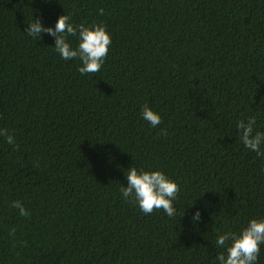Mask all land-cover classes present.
I'll use <instances>...</instances> for the list:
<instances>
[{
    "label": "trees",
    "instance_id": "16d2710c",
    "mask_svg": "<svg viewBox=\"0 0 264 264\" xmlns=\"http://www.w3.org/2000/svg\"><path fill=\"white\" fill-rule=\"evenodd\" d=\"M61 15L106 27L100 72L24 32ZM253 116L264 132V0H0V129L19 146L0 135V264H219V235L264 220V157L237 128ZM131 167L180 186L174 217L124 200Z\"/></svg>",
    "mask_w": 264,
    "mask_h": 264
},
{
    "label": "clouds",
    "instance_id": "9594fccd",
    "mask_svg": "<svg viewBox=\"0 0 264 264\" xmlns=\"http://www.w3.org/2000/svg\"><path fill=\"white\" fill-rule=\"evenodd\" d=\"M103 15V9L100 10ZM68 15H61L55 27H45L39 19L28 23L25 29L29 36L34 39L42 37L46 33L55 38V50L64 60L79 59L82 66L78 68L81 75L100 72L109 53L112 38L105 26L96 24L78 26L70 22ZM78 35V47L73 48L69 37ZM142 117L152 127L156 128L162 124V117L153 109L145 105L142 109ZM256 117H250L247 121L241 120L237 124L240 139L244 146L264 157V132H255L254 125ZM166 135V130L162 131ZM0 135L6 138L7 143L15 145L14 135L9 134L7 129H0ZM128 181L126 187L120 189L124 200L135 203L145 214H151L162 209L169 217L176 215L174 201L177 200L181 189L173 180L169 179L162 171L137 170L131 167L126 174ZM13 208L19 210L22 217H30L31 213L24 207L23 202L16 200L12 202ZM201 213L199 210L193 216V221H199ZM15 235V229L9 233ZM215 244L219 248H226V253L221 252L216 259L219 264H258L261 245H264V220L252 219L241 233L226 232L217 237Z\"/></svg>",
    "mask_w": 264,
    "mask_h": 264
}]
</instances>
